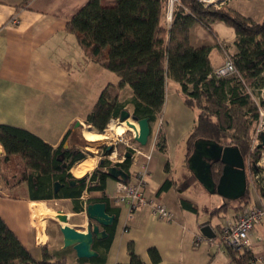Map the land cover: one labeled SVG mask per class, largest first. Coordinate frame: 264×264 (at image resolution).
Instances as JSON below:
<instances>
[{
  "label": "crops",
  "instance_id": "obj_1",
  "mask_svg": "<svg viewBox=\"0 0 264 264\" xmlns=\"http://www.w3.org/2000/svg\"><path fill=\"white\" fill-rule=\"evenodd\" d=\"M87 2L0 0V125L27 130L54 148L62 144L72 127L66 149L73 146L81 149V143L89 142L84 133L92 127L86 124V118L103 90L109 85H117L119 79L108 71L117 77V81L104 78L103 69L87 59L76 38L67 32L68 23ZM240 2L245 1L227 0L226 4L237 11L235 7ZM249 2L253 5L257 0ZM114 3L115 0H102L105 7ZM258 10L263 20L264 0H258ZM223 26L218 23L210 32L197 24L191 32L194 47L212 48L210 61L214 71L225 62L227 50L224 48L234 47L235 36L232 33L230 39L219 36V31L224 32ZM170 84L172 91L168 89ZM123 92H127L130 98L127 106L134 109L131 104L132 90L125 87L120 100ZM195 124L196 113L185 105L178 85L168 81L162 115L153 124L149 144L142 147L144 153L152 154L151 159L140 156L136 162L132 161L130 168V181H134L141 167H147L146 195L165 205L173 213L172 221L154 218L149 209L131 212L128 206L115 205L109 197L115 193L118 180L112 178L107 180L105 193L84 190L76 201L52 199L41 202L29 199L27 185L11 190L0 179V216L37 261L42 260L43 250L47 249L50 254H55L56 261L63 258L69 264H76V252L64 247L61 228L55 229L50 221L55 220L59 212L73 218L81 217L84 223L71 227L86 232L90 223L86 209L103 197L109 202L111 210L119 214L106 264H128L130 246L146 264H153L149 255L151 249L160 254V264H236L227 248L221 245L220 232L221 226L236 221L244 211L238 208L245 205L235 202L234 208L229 209L234 211L232 217L228 216L229 210L213 215L225 204L221 205L224 199L216 195L218 199H209L206 219L200 220L198 200H207V191L202 190L203 186L197 180L180 190V186L193 175L187 165L186 141ZM160 131L164 132L166 140L164 152L156 144ZM4 155L3 149L0 158ZM247 176L250 202L246 208H252L259 204V193L258 188L252 185L248 168ZM168 180L173 182L172 187L161 191ZM183 201L195 207L197 213L185 209ZM76 203L80 212L74 210ZM207 225L216 234L214 240L205 238L201 233ZM252 240L254 246L249 251L253 258L251 264H264V223L255 228Z\"/></svg>",
  "mask_w": 264,
  "mask_h": 264
},
{
  "label": "trees",
  "instance_id": "obj_2",
  "mask_svg": "<svg viewBox=\"0 0 264 264\" xmlns=\"http://www.w3.org/2000/svg\"><path fill=\"white\" fill-rule=\"evenodd\" d=\"M230 1V0H229ZM249 1V0H244ZM169 0H115L113 6L105 7L102 0H88L67 25V32L76 38L87 59L103 70L115 74L119 83L107 86L94 109L88 114L86 124L104 133L112 120H118L127 104L120 100L121 91L130 87L133 92L131 104L133 117L149 119L151 128L162 115L166 100L168 81L175 82L187 107L196 113V124L186 141L187 161L194 144L199 139L215 141L223 147L239 150L246 164L253 161L252 172L258 173L255 164L264 151L257 147L252 151V132L259 122V110L248 90L264 89V18L256 23L251 18L234 11L225 4L220 9L205 8L198 0H178L172 11V21L167 23ZM221 23L235 32L231 55L237 75L217 78L211 66L209 46L194 47L191 32L199 24L213 32L214 25ZM72 129L62 144L54 148L33 133L7 125H0V145L5 155L0 158V179L6 188L15 189L25 184L32 202L52 199L78 200L84 190L89 193H105L109 177L106 172L109 160L100 163L87 186L71 187L76 180L72 168L86 159V152L78 147L65 148ZM93 129V130H94ZM152 136V132H151ZM151 138V137H150ZM165 135H157V147L165 151ZM3 149L0 147L1 155ZM105 151V156H109ZM128 174L132 158L118 164ZM221 168V169H220ZM213 178L222 176V165H214ZM195 177L192 175L190 179ZM122 181V180H118ZM62 185L59 192L56 184ZM190 181L180 186L189 187ZM173 182L167 181L161 191L170 189ZM106 203L108 214L115 217L114 224L105 228L108 238L95 241L93 250L99 256L90 260L78 259L76 264H106V256L114 239L118 212L111 210L105 198L94 201ZM235 202L243 203L238 210H245L250 202L249 190L237 201H226L215 210L227 212ZM94 204V203H93ZM185 209L197 213V209L182 202ZM74 210L80 212L78 203ZM236 264H251L249 252L227 248ZM128 264H146L132 246L129 248ZM153 264L161 263L157 250L149 251ZM0 264H69L65 259L56 261L55 254L43 250V258L37 261L23 245L18 236L0 216Z\"/></svg>",
  "mask_w": 264,
  "mask_h": 264
},
{
  "label": "water",
  "instance_id": "obj_3",
  "mask_svg": "<svg viewBox=\"0 0 264 264\" xmlns=\"http://www.w3.org/2000/svg\"><path fill=\"white\" fill-rule=\"evenodd\" d=\"M128 120L138 126L135 141L142 147L149 144L152 128L149 119L138 120L133 117L128 110H124L119 119V123L123 124ZM80 127V123H77ZM258 147L264 150V133L260 136V144ZM114 152L113 146H108L107 154ZM126 159L131 158V152L126 153ZM104 160L101 162L103 163ZM222 164L223 171L219 181L213 178L212 168L214 165ZM188 168L195 179L204 187L210 195H218L226 201H237L242 199L249 186L246 162L241 156L238 149L233 147H223L215 141L199 139L194 144L191 157L187 161ZM106 172L109 177L114 180L128 179V174L117 166H110ZM87 182V178L70 181L71 187H77ZM62 185L56 184L55 191L59 192ZM86 215L89 219V226L86 232L71 227L69 225V217L63 212H59L57 219L64 225L61 226V232L64 237V247L72 248L78 259L90 260L97 258L99 254L93 250L95 241H101L108 238L105 228H109L114 224L115 217L108 214V206L106 203L89 204L86 209ZM202 235L214 240L216 234L209 225L201 229Z\"/></svg>",
  "mask_w": 264,
  "mask_h": 264
},
{
  "label": "built area",
  "instance_id": "obj_4",
  "mask_svg": "<svg viewBox=\"0 0 264 264\" xmlns=\"http://www.w3.org/2000/svg\"><path fill=\"white\" fill-rule=\"evenodd\" d=\"M205 8L214 7L220 9L226 4L227 0H198ZM178 3V0H169V13L168 22L172 21V11L174 5ZM214 75L217 78H229L237 75L236 68L230 58L227 57L225 63L214 71ZM264 133V113H261L260 120L258 122V130L256 134V140L258 143L253 147L255 150L260 144V136ZM136 133H134V139L131 143L128 141L124 143L126 151L121 162L126 160V153L131 152L132 161L136 162L140 156H144L147 160L151 159V153H144L142 146L135 141ZM253 151V150H252ZM118 155L114 152L108 156L109 161L115 162L118 160ZM255 168L259 169L258 173L251 172L252 185L258 188L259 204L252 208H246L235 222L221 226L220 243L225 248H231L241 252H249L252 250L254 244L252 240V233L255 228L264 223V151L262 152L258 163L255 164ZM148 170L145 165L141 167L139 172L135 176L134 181L124 182L118 181L116 185L115 193L109 197L117 206H128L131 212H138L149 209L154 218L164 221H172L173 213L162 203L157 200L149 199L146 195Z\"/></svg>",
  "mask_w": 264,
  "mask_h": 264
},
{
  "label": "rangeland",
  "instance_id": "obj_5",
  "mask_svg": "<svg viewBox=\"0 0 264 264\" xmlns=\"http://www.w3.org/2000/svg\"><path fill=\"white\" fill-rule=\"evenodd\" d=\"M235 8L237 9L238 12H240L241 14H243L244 16H246L248 18H251L256 23H261L262 22V19L260 18L261 12L258 10V0L253 5H250L249 1L240 2V4L238 6H236ZM167 22H168V16H167ZM222 28H224L223 29L224 32L219 31V36L221 38L230 39L231 38V36H230L231 33L235 36L234 30L231 29L230 27H227L226 25H224ZM232 47L228 46V47L224 48V50H227V55H226L225 61L227 60V57H230L231 55H233L236 52L235 47H233V48ZM103 72H104V78L108 77V78H112V81H114V82L117 81V77L115 75L110 74V73L106 72L105 70H103ZM127 88L131 91L130 87H127ZM171 88H172V84H170L168 86L169 91H172V90H170ZM248 91L251 94L253 102L255 103V105L257 106V108L259 110V117H260L261 113H264V89L262 91H260V92H258V91L253 92L252 89H250ZM120 96H121V94H120ZM129 100H130V98H129L128 93L127 92H123L121 101L125 102L128 105L129 104ZM126 110H128L130 113H133V111H134L132 106H127ZM112 123H117V126H121L122 125L121 123H119V119L118 120H112L110 125ZM257 130H258V124L255 125L254 130L252 132V150H253V152L255 151L253 149V147L256 146V144L258 143V140H256ZM133 131H134V129L130 130L128 128H125V132H124L123 136H121V137H114V138L105 137V139H103L100 142L90 143V142L84 141L83 143H81V149H83L84 152H86V155H87L86 159H84V161L90 162V166H89L90 170H88L86 172L85 176L83 177V178H87V182H86L87 186L90 184V181L92 180V177L95 174V172L100 170V168H101L100 162L102 160H104V161L109 160L108 156H105V148L106 147H108V146L115 147V152L118 155V157H117L118 160L115 161V162H112L111 166L121 163V161L123 159V156L125 154V151H126V146H125L124 143H120L119 141L122 140L123 142L128 141L129 143H131V140L134 139V132ZM84 161L78 162L72 168L71 174L73 176H74L73 169L78 164H80V163H82ZM253 165L254 164H253V161L251 160V158H248V160H247L248 172H250V173L252 172ZM1 181H2V179H1ZM188 181L193 183V182L196 181V179L192 178V179H189ZM201 188H203L202 190H205L204 187H201ZM205 194H206V196L208 198L207 200H198L199 201L200 220L206 219L207 214H209V212H208L209 206H210L209 199L210 200H216V199L219 198L216 195H210L208 192L205 193ZM225 202L226 201L222 200V204L221 205H223ZM233 212H234L233 210H229L228 216L232 217L234 215ZM215 220H219V218H215ZM84 221L85 220H81V217H74V218L73 217H69V225L70 226H72L73 224L82 225L84 223ZM50 223L53 225V227L55 229H59V228H61V226H63V224L57 219V217H55V220L50 221ZM79 229H83V228L80 227Z\"/></svg>",
  "mask_w": 264,
  "mask_h": 264
},
{
  "label": "bare ground",
  "instance_id": "obj_6",
  "mask_svg": "<svg viewBox=\"0 0 264 264\" xmlns=\"http://www.w3.org/2000/svg\"><path fill=\"white\" fill-rule=\"evenodd\" d=\"M125 128H128L130 130L134 129L133 131L134 133H137L139 130L138 126L135 125L132 122V120H128L127 122L123 123L121 126H117V123H112L104 133H99L91 128H87L85 130L84 135L89 142H97L103 140L105 137L107 138L121 137L125 132ZM89 166H90V162L88 161H84L78 164L73 169L74 176L78 179H82L85 176L86 172L90 170Z\"/></svg>",
  "mask_w": 264,
  "mask_h": 264
},
{
  "label": "flooded vegetation",
  "instance_id": "obj_7",
  "mask_svg": "<svg viewBox=\"0 0 264 264\" xmlns=\"http://www.w3.org/2000/svg\"><path fill=\"white\" fill-rule=\"evenodd\" d=\"M221 165H222V164H221ZM117 167H118V166H117ZM223 168H224V167H223V165H222V171H223ZM246 171H247V170H246ZM89 224H90V223H89Z\"/></svg>",
  "mask_w": 264,
  "mask_h": 264
}]
</instances>
